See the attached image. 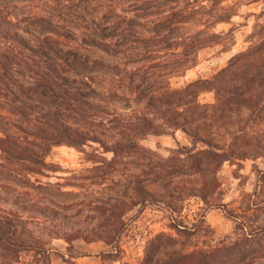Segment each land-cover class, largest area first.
Returning a JSON list of instances; mask_svg holds the SVG:
<instances>
[{"label":"trees","instance_id":"1","mask_svg":"<svg viewBox=\"0 0 264 264\" xmlns=\"http://www.w3.org/2000/svg\"><path fill=\"white\" fill-rule=\"evenodd\" d=\"M239 4L0 0V264L24 254L31 264H53L52 255L75 264L76 240L116 253L129 215L143 208L163 212L167 231L148 237L137 261L118 264H264V225L238 222L234 238L196 246L197 225L178 218L192 197L223 207L224 162L264 157V10L249 13L248 46L210 78L171 83L201 50L234 43L231 27H215ZM204 91L211 103L199 102ZM175 130L189 144L168 155L140 143ZM56 146L89 166L42 182L57 171L46 161Z\"/></svg>","mask_w":264,"mask_h":264},{"label":"rangeland","instance_id":"2","mask_svg":"<svg viewBox=\"0 0 264 264\" xmlns=\"http://www.w3.org/2000/svg\"><path fill=\"white\" fill-rule=\"evenodd\" d=\"M238 8V13L230 18L229 23L218 24L215 27L216 31L231 27L234 43L231 46L219 44L201 50L196 65L187 70L183 77L173 78L171 80L173 86H181L197 78H210L225 66L232 55L248 46L247 34L255 19L249 13L264 10V5L260 1L241 0ZM198 100L200 103H211L213 95L204 91L199 94ZM140 143L162 155H168L171 149L188 145L189 139L180 130H175L172 134L147 135ZM46 161L54 165L57 171L39 177L42 182L62 183L71 172L89 166V163L83 159L82 153L68 146L53 147ZM216 175L220 183L218 203L223 204V207L216 204L205 207L200 199L195 197L188 198L182 203L178 218L185 224L195 223L198 227L189 241L191 245L214 246L220 241L230 240L238 232L236 229L238 222H243L247 230L264 225V157L226 161L219 167ZM224 210L235 215L237 219L229 218ZM128 220L116 253L111 252V247L101 242L74 241L75 264H118L137 261L142 255L146 239L159 231H167V218L158 210L143 208L136 213L133 211ZM51 247L64 252L65 243L55 241ZM31 262L33 258L24 254L19 264H31ZM51 262L62 264L54 255L51 256Z\"/></svg>","mask_w":264,"mask_h":264}]
</instances>
